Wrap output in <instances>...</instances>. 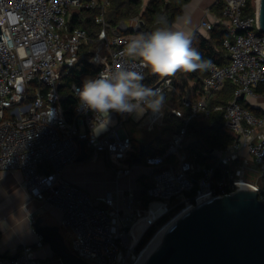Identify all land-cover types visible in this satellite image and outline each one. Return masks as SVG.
I'll list each match as a JSON object with an SVG mask.
<instances>
[{
  "label": "built area",
  "instance_id": "1",
  "mask_svg": "<svg viewBox=\"0 0 264 264\" xmlns=\"http://www.w3.org/2000/svg\"><path fill=\"white\" fill-rule=\"evenodd\" d=\"M249 1L223 0L215 23L227 33L221 45L227 63L211 62L200 90L181 98L189 115L171 136L164 154L143 156L136 164L128 163L133 141L121 131L134 113L111 112L106 119L84 111L73 88L82 83L72 84L69 90L77 105L68 121L61 105V78L81 61L99 67L94 76L119 68L144 75L147 68L140 60L121 55L134 38L124 33L138 32L143 25L140 17L132 18L131 25L121 21L111 27L106 19L110 0H0V173H20L27 202L60 213V224L72 234L71 251L84 262L142 264L149 240L140 244L147 231L165 215H183L206 198L245 190L257 193L262 201L264 91L257 93V89L264 85V34L259 30L256 0L252 14L246 12ZM81 11L94 12L99 31L92 37L84 28L71 27ZM216 24L202 20L199 28L210 32ZM89 44L94 48L81 53ZM226 83L234 87L232 98L225 105L214 104ZM151 88L179 95L171 77H161ZM169 111L182 117L176 108ZM219 111L233 141L212 152L216 166H206L184 150L187 126L193 119L207 120ZM80 142L85 145L86 160L103 159L116 180L130 176L135 166L151 169L146 208L131 192L123 195L116 189L93 199L66 180L64 169L77 163ZM216 167L222 168L220 178ZM151 206L158 213L150 215ZM35 247L41 248L42 242L24 244L12 256L0 255V264H44Z\"/></svg>",
  "mask_w": 264,
  "mask_h": 264
},
{
  "label": "trees",
  "instance_id": "2",
  "mask_svg": "<svg viewBox=\"0 0 264 264\" xmlns=\"http://www.w3.org/2000/svg\"><path fill=\"white\" fill-rule=\"evenodd\" d=\"M189 1L190 0H150L146 9L140 16V19L143 22L140 30L138 32L129 30L126 31L124 35L136 37L141 33L151 32L155 30L156 27H158L156 21L163 16L164 19L168 21L169 25L172 26L176 19L182 14L183 6ZM139 6V0H110V4L106 13V19L111 27H116L119 22L125 21L131 16L137 15L139 13ZM222 6L223 0L217 1L216 9L220 11V14L222 11ZM253 10L254 2L253 0H250L247 4L246 12L247 14H252ZM93 15L94 12L81 11L79 14L73 17L71 27L84 28L92 37L94 34H96V32L99 31V27L93 22ZM208 35L209 37L206 39L196 33L193 34V47L197 48L205 59H208L218 65H225L227 63V58L225 57V52L221 48V45L223 40L227 37V33L221 25H216ZM98 70V66L81 61L74 67L63 72L61 78V92L64 95V99L62 100L61 105L68 121H71L74 117V112L77 105L76 98L70 94V86L72 84H81L86 77H93L98 72ZM206 75L207 70H198L189 73L182 71L177 72L171 77V80L172 86L178 91L179 95H175L173 93H164L165 104L168 102H170V104H174V107L177 109L181 108V113L184 114L183 109L185 108L181 106V98L190 97L194 90H200L202 86V80L204 77H206ZM143 76V83L149 87H152L161 78L160 76L153 74L149 69L146 70ZM233 91L234 87L230 83H226L223 90L215 96L213 103L225 105L226 102L232 98ZM263 91L264 85H261L257 89V93H262ZM243 107L247 108L254 114H260V110L254 107L249 105H244ZM213 114H211L210 118L207 120L196 119L189 122L187 126L186 138L190 141L187 145H184V150L189 155L195 156L201 164L214 167L216 166L217 159L212 155V152L223 149L225 146L230 144L231 140H233V137L223 130V127H220L223 122L222 114L221 116L215 115L212 117ZM185 119V114L181 118H178L168 110L165 114V126L161 130L160 136L145 147L144 156H157L164 154L171 136L183 127ZM138 153L139 148L133 143V153H131L128 163H131L136 157L135 155ZM215 171L216 177L220 178L222 175V168L216 167ZM150 183V181H146L143 184L142 197L145 196V190L150 185ZM260 197L264 203V187ZM148 203L149 201H145V208ZM161 222H157L155 226L147 231L141 241L140 247L147 243Z\"/></svg>",
  "mask_w": 264,
  "mask_h": 264
},
{
  "label": "water",
  "instance_id": "3",
  "mask_svg": "<svg viewBox=\"0 0 264 264\" xmlns=\"http://www.w3.org/2000/svg\"><path fill=\"white\" fill-rule=\"evenodd\" d=\"M256 3L259 30L264 34V0ZM144 150L141 145L133 163H141ZM86 159L80 142L76 162ZM31 228L61 264H88L64 244L58 226L38 216ZM142 264H264V203L257 193L245 190L206 198L160 234Z\"/></svg>",
  "mask_w": 264,
  "mask_h": 264
},
{
  "label": "crops",
  "instance_id": "4",
  "mask_svg": "<svg viewBox=\"0 0 264 264\" xmlns=\"http://www.w3.org/2000/svg\"><path fill=\"white\" fill-rule=\"evenodd\" d=\"M149 1L139 0V13L123 22L131 25L130 20L137 16L140 17ZM217 1L219 0H190L183 6L182 14L176 19L172 27L185 30L192 36L196 33L207 39L209 32L200 29L199 24L202 20L216 24L215 21L221 16L220 11L216 9ZM185 17L190 18V23L187 25L182 22ZM165 107L168 108L169 106ZM164 109L162 110L163 113ZM159 114L160 111L153 112L151 110H145L141 114L134 113L124 123L121 131L129 136L133 143L136 141L146 147L160 136V129L165 125L163 115L161 117ZM242 154L244 155V153ZM151 175V169L144 166H135L130 176L116 180L113 171L101 158L95 161L86 160L64 169V178L77 185L93 199L117 189L123 195L131 192L134 198L141 202L143 184L146 181L151 182ZM249 178L255 179L254 176ZM21 182L22 176L20 173H0V190L3 192L0 205H3L8 210H14L13 212H20L17 218L10 216L7 217L5 223H0V255L6 257L15 255L21 251L24 244L34 245L38 241L31 228L32 216H34V219L38 216L42 217L45 223L58 226L59 234L62 236L64 244L66 246L68 242L71 244V231L60 224V213L49 206L41 207V204L37 202L28 203V197L21 186ZM25 207H28V214L24 210ZM11 218H14L12 224L9 223ZM16 227H18L17 231ZM34 251L37 256L46 258L45 260L42 259L44 264H51L52 259L58 260L44 243H42L41 248L35 247Z\"/></svg>",
  "mask_w": 264,
  "mask_h": 264
},
{
  "label": "clouds",
  "instance_id": "5",
  "mask_svg": "<svg viewBox=\"0 0 264 264\" xmlns=\"http://www.w3.org/2000/svg\"><path fill=\"white\" fill-rule=\"evenodd\" d=\"M183 24L190 18H183ZM158 27L132 38L121 55L140 60L144 67L160 77H172L177 72L205 71L211 61L193 47L192 35L169 25L160 18ZM144 76L137 71L119 68L113 72H100L86 77L80 87L73 86L79 106L97 116L108 118L111 112L141 114L145 110L162 111L165 95L143 83Z\"/></svg>",
  "mask_w": 264,
  "mask_h": 264
},
{
  "label": "rangeland",
  "instance_id": "6",
  "mask_svg": "<svg viewBox=\"0 0 264 264\" xmlns=\"http://www.w3.org/2000/svg\"><path fill=\"white\" fill-rule=\"evenodd\" d=\"M94 48V46L92 45V44H89L87 47H82V50H81V53L83 52V51H86L87 49H89V48ZM29 90H30V92H29V95H30V97L33 95V87L30 85L29 86ZM176 103V102H175ZM220 105H222V104H220ZM165 106H169L168 108H170L171 107V109L172 108H175L174 107V104H170V102H168L167 104H165ZM165 109H164V113H163V119L165 120V114L167 113V111H168V108H166V107H164ZM177 109V108H176ZM178 110H179V112H181V108H178ZM184 110V114H185V118L187 119L188 118V115H189V112H188V110L186 111L185 109H183ZM181 114H183V113H181ZM183 114V115H184ZM213 114V113H212ZM221 114H222V112L221 111H219V112H216V113H214L213 115H212V117L213 116H215V115H217V116H221ZM182 115V116H183ZM185 119V120H186ZM197 119H202V118H197ZM185 120H184V123H183V126H184V124H185ZM193 120H196V119H193ZM165 126V125H164ZM164 126H162L161 127V129L160 130H162L163 128H164ZM223 130H225V129H223ZM226 131V130H225ZM227 132V131H226ZM155 133V132H154ZM228 133V132H227ZM229 134V133H228ZM230 135V134H229ZM231 136V135H230ZM142 140V139H141ZM143 141V140H142ZM146 141H148L147 139H146ZM189 139H185V141H184V145H187L188 143H189ZM233 140H231V142H232ZM230 142V143H231ZM134 144H136L137 146H138V148H140V146H141V144H139L138 142H134ZM135 151V150H134ZM138 155V154H137ZM137 155H135L136 157H137ZM2 191L0 190V199L2 198L1 196H2ZM145 201H149V198H147L146 196H143L142 197V199H141V205H142V207L143 208H145ZM25 212L28 214V207L26 208L25 207ZM39 210V209H38ZM14 210H8V209H6V207H4L3 205H0V223L1 222H3V223H5L6 222V219H7V217H10V216H12V217H16L17 218V215H19L18 213H20V212H18V211H16V212H13ZM156 213H158V209L156 210V208L155 207H153V206H151V214L150 215H154V214H156ZM33 218H31V220L32 219H34V216H32ZM173 217H175V213H169V214H167V215H165L162 219H160L161 221L162 220H164V221H158L159 223L161 222V224L158 226V228L155 230V232H154V234L159 230V228L161 227V226H163L164 224H166V223H168ZM14 221V218L12 219L11 218V221H9V223L10 224H12V222ZM8 225V224H7ZM155 226V225H154ZM18 230V227H16V231ZM154 234H152V236L154 235ZM152 236H151V238H152ZM150 240V239H149ZM67 246H68V249L71 251L72 249H71V244H70V242H68L67 243ZM72 252V251H71ZM39 257V256H38ZM40 258L41 259H43V260H45L46 258L45 257H41L40 256ZM51 258V257H50ZM52 259V258H51ZM49 264V263H48ZM51 264H61L60 263V261H58V260H56V259H52V262H51Z\"/></svg>",
  "mask_w": 264,
  "mask_h": 264
},
{
  "label": "bare ground",
  "instance_id": "7",
  "mask_svg": "<svg viewBox=\"0 0 264 264\" xmlns=\"http://www.w3.org/2000/svg\"><path fill=\"white\" fill-rule=\"evenodd\" d=\"M158 206V205H155ZM182 216V214L172 218L168 223L164 224L163 226H161L159 228V230L152 236V238H150L145 250H144V257H146V254L148 252V250L150 249V247L153 245V243L158 239V237L160 236V234L166 230L169 226H171L177 219H179Z\"/></svg>",
  "mask_w": 264,
  "mask_h": 264
}]
</instances>
